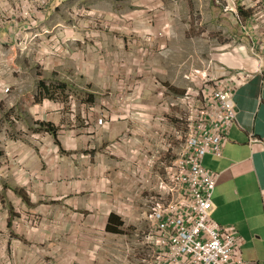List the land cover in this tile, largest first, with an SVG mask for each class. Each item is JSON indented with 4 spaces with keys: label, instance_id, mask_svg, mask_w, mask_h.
<instances>
[{
    "label": "crops",
    "instance_id": "0c3cea01",
    "mask_svg": "<svg viewBox=\"0 0 264 264\" xmlns=\"http://www.w3.org/2000/svg\"><path fill=\"white\" fill-rule=\"evenodd\" d=\"M90 1L53 0L32 28L11 21V14L0 23V84L11 88L0 94V237L15 239L19 251V245L29 248V236L18 230L10 238L8 229H27L23 210L52 223L51 209L58 207L68 210L69 264H93L98 254L107 264H126L122 244L149 230L150 207L184 145L182 80L189 77L188 67L206 65V76L223 68L244 77L234 98L237 123L223 155L203 163L218 175L212 218L237 230L246 264H264V0H239L238 15L239 9L249 14L239 21L247 27L223 48L214 43L220 0H121L132 10L123 12L127 21L114 31L121 36L104 43L107 36L100 41L98 32L90 40L95 31L85 21L71 24L79 20L70 16L71 8ZM225 2L224 9L231 0ZM129 27L138 38L131 43L125 41ZM166 30L173 36L157 40ZM32 47L38 60L29 54ZM167 50L169 58L157 56ZM31 60H37L32 71ZM43 78L53 99L35 84ZM96 82L99 92L85 88ZM162 82L171 84V92ZM43 123L54 129L47 131ZM113 216L123 224L122 234L109 233ZM135 246L142 256L144 248L136 241ZM27 252L32 258L42 253ZM17 257L15 264L40 262ZM116 257L123 262L114 263Z\"/></svg>",
    "mask_w": 264,
    "mask_h": 264
},
{
    "label": "built area",
    "instance_id": "2783aa9c",
    "mask_svg": "<svg viewBox=\"0 0 264 264\" xmlns=\"http://www.w3.org/2000/svg\"><path fill=\"white\" fill-rule=\"evenodd\" d=\"M52 1L0 0V6L12 15L11 21L32 28L38 26L39 15L42 19ZM238 2L231 0L225 14L238 17ZM187 79L194 86L180 99L186 108V138L169 168L168 180L161 181L159 198L150 207V228L137 236L138 243L149 245L150 252L139 264H246L237 230L213 221L218 175L203 165L207 156L223 155L237 123L234 98L244 77H227L220 68L215 77L200 73ZM10 91L0 84V94ZM251 143L258 141L252 139Z\"/></svg>",
    "mask_w": 264,
    "mask_h": 264
},
{
    "label": "rangeland",
    "instance_id": "374dc122",
    "mask_svg": "<svg viewBox=\"0 0 264 264\" xmlns=\"http://www.w3.org/2000/svg\"><path fill=\"white\" fill-rule=\"evenodd\" d=\"M226 5L225 0H220V17H219V26H218V32L217 34H214V40L216 39V41H214V43H216L220 48H223L225 46H229V45H233L235 40H237L236 38H240V31L242 33V27H247L246 23H242L243 20L240 22L238 20L237 16L234 17H226L224 16V7ZM123 6H125V9L123 10ZM126 4H123L121 0H103L102 2H95L94 0H91L89 2L88 5H86L85 7H75V8H71V11L69 12L70 16L72 18H74L75 16L79 17V20H76L74 18V20H72L71 24H75L74 27H78L81 24H85L91 26L92 30L95 31L94 34H91L90 36V40H94L96 38V36L98 35V33H100V41L101 38H105L107 36V38L105 40H102L103 43L105 41L107 42H111V41H115V37H120L121 35H117L114 34L115 30L117 28H122V25H124V21L126 19V13L127 11H131L132 8L130 10L126 9ZM127 10V11H126ZM6 11V7L3 8V5L0 6V14L4 15ZM68 12V11H67ZM125 15H124V13ZM117 13V16H116ZM64 14V13H63ZM67 13H65L63 15L64 19H71L68 18V16H66ZM11 19L10 17V13L5 14L4 16H0V23H5L6 21H9ZM42 19H41V15H39V19H38V25H40ZM78 21L83 22V23H77ZM207 24L204 23V27H206ZM129 33H126L125 35V41L128 43L132 40H137V36L134 37L135 35L132 34V30L129 27ZM108 30H111L110 33H106L103 34L102 32H108ZM98 32V33H96ZM197 33L195 36L200 37L201 36V32H194ZM159 37H157V40L160 38L161 40H166L168 37L173 36V34H171L170 31H164L158 34ZM138 37H140V35H138ZM149 40H151L152 36H148ZM147 38V39H148ZM163 40V41H164ZM207 40H209V37L207 36ZM239 43H237L238 45ZM206 45V44H205ZM204 44H201L199 46H205ZM197 48V46L193 45L191 46L192 51ZM58 49V47H56L54 50ZM1 51V50H0ZM59 51V49H58ZM61 51V50H60ZM68 50H62V53H67ZM192 51H189V54H191ZM16 52H19L18 49H16ZM173 52V51H172ZM194 52V51H193ZM206 52H208V50H206L205 48L200 52L203 53L202 58L206 57ZM29 54L32 58H37V60L39 59L40 55L39 53H37V48L36 47H32L29 50ZM157 56H163V57H170V52L167 51H162V52H158ZM204 56V57H203ZM37 60H31L33 65L31 68V71L34 67H36L35 62H37ZM209 68H206V65H202L201 67H188V76L190 77L191 75H195V74H202V76L206 73V71ZM223 73V72H221ZM229 75L227 74V77ZM44 80H42V83H45L44 81L46 80V78H43ZM183 82V86L181 87H185L186 90H181L184 91V96H182V98H184L186 96V93L188 91L189 88H192L194 86V84L187 80H182ZM37 84V86L39 88L40 85H42V83H40V80L38 79L37 81H35ZM47 84V83H45ZM162 85L166 86L168 89H170L171 84L168 82H162ZM86 89L89 91H93V92H99L100 90V86L99 84L96 82V84H91V85H85ZM175 91V90H174ZM52 94H54L53 89L51 90ZM171 92V89H170ZM173 94H175L174 92H172ZM48 94V93H45ZM54 98V95H53ZM50 98V99H53ZM181 98V99H182ZM179 102V99H177ZM46 129V128H45ZM54 129V128H53ZM50 129V130H53ZM47 131H50L49 129H46ZM47 133V132H46ZM58 141V140H57ZM58 145V143H57ZM159 198V197H158ZM83 200V198H79L78 199V203H81ZM58 208V207H56ZM51 209V214H54V221L51 223L50 221L47 222L45 220V222H42V219H47L44 218V216L42 215V217L40 216L39 213H30L28 210H23L24 215L26 217V221H28L29 225L26 226L27 229H23L21 227V225H15L13 227L10 228V230L8 229L9 232V237L12 238V236H15L18 232V230H20V233L24 234L25 236H29L28 238H25V242H27V244H31L28 248L27 247H22L19 245V249L20 251L17 249L16 246V240L14 239V241H10L8 240L7 242L4 240V236L0 237V264H10L11 261V257L16 258V260H12L13 263L15 264L18 261V257L19 258H24L25 260H29L31 262L32 259H39L40 262H37L35 264H69V253L71 252L70 250H68V245H69V231H68V217H66V214L68 212V210H63V209ZM3 209H0V217H1V212ZM52 216V215H51ZM41 217V219H40ZM214 221V220H213ZM215 222V221H214ZM109 231V228H108ZM121 231V229H120ZM1 233V231H0ZM30 233H32L30 235ZM110 233V232H109ZM122 234V231H121ZM35 235H37V237H35ZM9 238V239H10ZM131 239V238H127L125 243L122 244V247H124L126 250H128V255L127 257H125L124 262L126 261V264H139L140 261H142L143 259L147 258L150 255L149 252V245L144 246L143 248V255L142 256H138L137 253V247L135 246V241L136 243H138V239H131V242L127 240ZM119 240V239H118ZM118 242V241H116ZM106 243L109 242L106 240ZM105 244V243H104ZM116 245H121L120 243H115ZM32 245H34L35 247H33ZM107 245V246H108ZM102 248H106L105 246ZM107 249V248H106ZM27 250H41L42 253L38 254V257H31V256H27V254L29 252H27ZM60 252V253H59ZM22 254V255H21ZM7 255L10 258H7ZM43 255V256H42ZM106 258H101L100 254L95 256V259H89L92 260L93 264H107L105 262ZM84 261L86 260L85 258L83 259ZM114 263H122L123 262V258H114L113 259ZM31 264V263H29Z\"/></svg>",
    "mask_w": 264,
    "mask_h": 264
},
{
    "label": "trees",
    "instance_id": "16d2710c",
    "mask_svg": "<svg viewBox=\"0 0 264 264\" xmlns=\"http://www.w3.org/2000/svg\"><path fill=\"white\" fill-rule=\"evenodd\" d=\"M247 19H249V14H247L246 12L244 13L243 9H239V20L242 21V20H247ZM41 87L45 90L46 93H48L46 94V97L53 98L51 88H49L47 85L43 83ZM42 127L49 129V130L53 129L52 125L44 124V123L42 124ZM122 227H123V224L119 223L117 217L113 216L110 220L109 232L113 234H121L120 228Z\"/></svg>",
    "mask_w": 264,
    "mask_h": 264
},
{
    "label": "clouds",
    "instance_id": "9594fccd",
    "mask_svg": "<svg viewBox=\"0 0 264 264\" xmlns=\"http://www.w3.org/2000/svg\"><path fill=\"white\" fill-rule=\"evenodd\" d=\"M50 6V5H49ZM238 20H239V15H238ZM7 94H9V93H7Z\"/></svg>",
    "mask_w": 264,
    "mask_h": 264
}]
</instances>
